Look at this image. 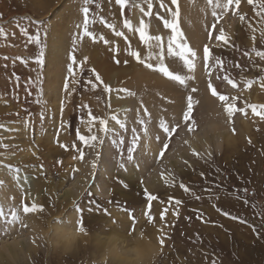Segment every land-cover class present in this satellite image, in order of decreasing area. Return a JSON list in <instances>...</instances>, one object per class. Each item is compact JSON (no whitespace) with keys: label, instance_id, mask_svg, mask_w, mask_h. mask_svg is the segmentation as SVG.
<instances>
[{"label":"rangeland","instance_id":"1","mask_svg":"<svg viewBox=\"0 0 264 264\" xmlns=\"http://www.w3.org/2000/svg\"><path fill=\"white\" fill-rule=\"evenodd\" d=\"M186 1L179 0L180 28L184 40L197 52L192 71L179 57L167 55L171 33L163 28V19H170L167 9L175 8L171 0H151L150 16L144 15L148 0H127L123 8L116 0H92L91 37H79L81 30L75 27L83 20L82 13L78 14L82 0H0V24L8 33L6 39L0 38V124L4 125L0 145H8L0 147V180L4 181L0 205L6 218L11 217L10 209L19 215L13 224L0 220V264H93L105 237L113 232L129 238L138 233L150 236L158 247L152 264H264V118L250 107L256 105L257 112L264 111L259 107L264 105V60L256 55L264 51V13L260 9L264 0H253L252 4L233 0L227 11L216 9L218 14L222 12L218 17L212 16L207 0H191L204 10L201 16L197 12L201 20L197 39L184 27L182 9ZM125 20L132 24L131 29L124 27ZM141 20L148 24V35L161 36L169 70L191 77L186 85L145 67L149 62L155 67L160 49L154 41L145 44L139 39L135 29ZM35 21L41 22L39 46L29 43L16 27H26L34 35ZM220 30L228 43L215 39ZM117 31L127 32L133 42L130 52L136 51L144 63L130 54L123 56L126 45L122 36L115 35ZM205 45L210 50L207 64L203 60ZM41 47L46 62L37 66L34 59ZM69 54L75 58L72 75L67 72V65L72 63ZM13 73L20 79L16 80ZM37 75L41 77L39 88L29 83ZM225 76L233 80L235 88ZM65 77L70 95L64 90ZM209 83L218 96H227L228 103L234 105L236 111L230 121L224 102L211 95ZM105 84L111 92L104 91ZM151 87L154 90L149 93ZM146 95L154 98L145 107ZM188 95L193 98V113L184 121ZM90 114L106 119L112 129L96 149L77 139V131L90 134L86 123ZM112 116L125 127L120 128ZM138 119L144 120V125ZM161 121L169 129L179 127L169 136L160 127ZM218 123L227 131L213 138ZM92 131L103 135L98 121L93 122ZM133 135L139 137V143L134 162L129 164L127 148ZM97 151L101 160L93 175L91 163ZM121 162L127 171L118 167ZM5 165L20 172L14 173ZM14 175L20 176L19 186ZM67 186L71 192L68 189L65 194ZM145 192L156 199L149 202ZM177 200L181 203L176 204ZM74 201L85 208L99 207L100 211L81 213L91 233L90 243L65 256L41 240L40 231L42 221L51 217H57L58 228L73 226ZM32 203L43 211L23 213V204ZM105 208L111 216L104 214ZM128 211L135 217L134 227L129 224ZM145 211L152 217L151 223ZM112 219L119 223L113 225Z\"/></svg>","mask_w":264,"mask_h":264},{"label":"snow or ice","instance_id":"2","mask_svg":"<svg viewBox=\"0 0 264 264\" xmlns=\"http://www.w3.org/2000/svg\"><path fill=\"white\" fill-rule=\"evenodd\" d=\"M126 2H127V0H116V4L120 5L121 8L124 7ZM239 2H240V0H235L236 4H239ZM248 2H249V4H252L253 0H248ZM91 3H92V0H82V4L78 9V14L82 13V15H83L82 23H76L75 24V27L77 29L81 30L79 32V37H91V36H93V33L91 31H89V23H90V21H89V5ZM171 4L174 5L175 8H174V10L172 8L167 9V14L170 16V19H163V28L170 30V33H171L167 39V55L169 57H179V60L183 62V66L186 67L189 71H192L196 67L195 61L197 58V52L194 51L191 47H189L188 43L184 40V34L180 28L181 7H180L179 0H171ZM207 4L213 8L212 16L218 17V15L222 14V12L227 11L229 9V7L233 4V0H226V3H221L220 0H207ZM160 6H161V8H165V5L163 4V2H161ZM147 7H148V11L144 12V15L150 16L152 14V9H153V4H152L151 0H148ZM216 9H221L222 12L220 14H218ZM260 9H261V13H264V4L260 5ZM141 11H143V9H141ZM261 13H257V14L260 15ZM240 20L244 21L245 17L241 15ZM34 23L37 25L36 32L34 35L30 34L28 28H26V27H20L19 24H17L16 27L19 28V31L23 36L27 37L29 43H32V44L39 46L42 43V41L40 39V35H39V33L41 31V27H40L41 22L35 21ZM109 27H112V26L109 25ZM124 27L131 29L132 24L129 21L125 20L124 21ZM213 27H215V24H213ZM135 31L138 32L139 39L141 41H143L145 44H149L150 42L154 41L156 47H158L160 49L159 57H158V63L155 65V67L150 62L145 63V67L148 69H152L156 72L162 73L169 80L175 81L180 85H186V81L188 79H191V77H185V76L180 75V74H174L173 71L169 70V66L165 65L164 44L161 40V36L160 35H154V36L148 35V24L145 23L144 20H141L139 22V26L135 29ZM253 31H255V30L253 29ZM13 35H14V33H13ZM115 35L116 36H122L123 33L117 31L115 33ZM208 35H209V37H212L213 33L210 31L208 33ZM7 36H8V33H7L6 29L4 28V26L2 24H0V38L6 39ZM261 36L264 37V32L261 33ZM76 39H77V37L74 36L73 37V44L74 45H75ZM100 39L104 40V37L101 36ZM215 39L217 41H224L225 43H228L223 30H220V34L218 36H216ZM252 39L255 40V36H253ZM104 42L107 43V41H104ZM129 54L132 57H136L137 60H140V57L136 51H131ZM244 54L248 55V52H245ZM149 55L151 57V54H149ZM256 55L259 56L261 60H264V51H257ZM209 58H210V50H209V47L207 45H205L203 48V60L206 64L209 61ZM4 59L7 60L8 57L5 56ZM16 59L21 60L20 57H16ZM69 60L72 61V63H69L67 65V72L69 75H72L73 74V64L75 63V58L71 54H69ZM21 62L26 63L27 61H21ZM45 62H46L45 52H44V49L41 47L39 53L35 56L34 63L37 66H40V65H44ZM140 62L144 63V61H142V60H140ZM216 63L217 64L220 63L219 58H216ZM13 75L15 76V73H13ZM15 79L19 80L20 77L15 76ZM75 79H76L75 76H72L73 83L75 82ZM96 79L100 80L101 78L99 75H96ZM224 79L227 80V82L229 84H231L233 88L236 87V84L228 76H225ZM29 83L32 87L39 88L41 86V77L39 75H37ZM93 87H95V85H93ZM208 88L211 89V95L213 97L218 96L217 91L215 89H213L211 83L208 84ZM64 90L69 95L71 94V92L68 89L67 77L64 78ZM104 91L105 92H111L112 89L107 84H105L104 85ZM121 91H127V90L121 89ZM191 91L194 93V92H196V89L193 88ZM130 94L134 95V93H130ZM218 99H219V101L224 102L223 108H224V111L227 113L228 119L230 121L232 118L233 112L236 111L234 105L228 103V97L225 95H219ZM233 100H235V97H233ZM85 107H87V106L85 105ZM250 107L252 108L253 113H256L257 115H260L262 118H264V111L257 112L258 106L251 105ZM259 107L261 109H264V105H260ZM239 111L242 112L243 109H240ZM61 112H63V101H61ZM192 113H193V98L191 95H188L186 110L183 111V116H182L183 120L188 121L192 117ZM144 114L148 115L147 109L144 110ZM40 119H41V122L44 121V119H45V112L44 111H42L40 113ZM111 119L114 120L116 122V124H118L120 126V128L125 127L124 123H122L119 119H117L116 116H112ZM94 121H98L99 133H102L103 135H97L95 132L92 131V126H93ZM137 122L141 125H144V123H145V121L142 119H138ZM23 123L26 127L28 126V120L27 119H25L23 121ZM86 123L88 125V130H89L90 134L89 135H81L80 132L77 131V139L80 142H82L84 145L89 146L93 149H96L99 145L104 144L105 136H109L112 129L108 127V121L106 119L99 118L96 116H92L91 114L89 115V118H88ZM63 126L64 125L62 123L61 127H63ZM3 127H4V125L0 124V128H3ZM160 127L164 130L165 133H167L170 136L172 133L176 132V129L179 127V125L177 124L176 126L169 129L168 126L163 121H161ZM192 130L193 129H192L191 125H189V131H192ZM12 131H15V129H12ZM132 131H133V133H135L136 129H133ZM112 143H113V145H116L115 140H113ZM123 143H124L123 138H121L120 145H123ZM138 143H139V137L137 135H133L132 140L130 142V146L127 148V162L129 164L134 162L133 153L136 150ZM251 143H252V141L249 140V144H251ZM0 147L7 148L8 145L4 144V145H0ZM60 147L63 148L65 146L63 144H61ZM73 147H75V145H73ZM164 147L167 148V144H165ZM33 154H35V153H33ZM80 157L81 158L84 157L83 150H80ZM210 157H211V153H209V158ZM100 160H101V153L99 151H97L95 153V159L91 163V167L94 170L93 175H95V170L98 168ZM5 167L9 168V170L13 171L14 173L20 172L19 168L13 169L11 165H5ZM118 167L120 169L125 170V171L128 170L125 167V163H123V162L119 163ZM13 178L17 181V186H19L20 176L14 175ZM120 183L125 188L128 187V184L125 183L123 180H121ZM3 184H4V181L0 180V185H3ZM180 187L184 188L185 192L188 191V189L185 188L183 184H181ZM145 196L147 197V200L149 202L156 199L155 196L148 195L147 192H145ZM109 202H111V201H109ZM180 203L181 202L179 200L176 201V204H180ZM217 210L219 211V209H217ZM10 211H11V217L6 218L4 207H3V205H0V220L6 219L7 224H13L15 222H18L19 221L18 212L14 209H10ZM22 211L25 214H29V213H34L37 211H43V208L38 206L36 203H32L31 206L23 204ZM94 211L99 212L100 211L99 207H97L94 210L92 207L85 208V206L80 205L78 202H76V201L73 202L74 216L72 217V219H73V223H74V225L78 231L85 232V233H87V231H88L85 216L81 215V213L91 214ZM121 211H126V210L121 209ZM103 212L106 216H111V213L109 212V210L107 208L103 209ZM225 215H228V213L225 212ZM144 216L147 217V220L149 223L152 222V217L148 214V212L145 211ZM127 218H128L130 226L134 227L136 224V220H135V217L131 211L127 212ZM111 223L113 225H116L119 223V220L112 219ZM22 226L26 227V225H22ZM5 230H7V229H5ZM253 231H255V229H253ZM160 244H161V246H163V244H164L163 239L160 240Z\"/></svg>","mask_w":264,"mask_h":264},{"label":"clouds","instance_id":"3","mask_svg":"<svg viewBox=\"0 0 264 264\" xmlns=\"http://www.w3.org/2000/svg\"><path fill=\"white\" fill-rule=\"evenodd\" d=\"M226 131L224 125L218 123L213 138ZM56 220L57 217H51L42 221L44 227L40 231V239L59 249L62 255H69L90 243V231H78L74 225L58 228ZM157 254V243L150 236L138 233L129 238L113 232L105 237L101 252L93 264H152Z\"/></svg>","mask_w":264,"mask_h":264},{"label":"bare ground","instance_id":"4","mask_svg":"<svg viewBox=\"0 0 264 264\" xmlns=\"http://www.w3.org/2000/svg\"><path fill=\"white\" fill-rule=\"evenodd\" d=\"M190 2V3H189ZM183 13H185L186 15V19L184 20V27L185 30L188 32V34L193 38L196 37L197 39V30H199V28L201 27V20L197 17L199 12V15H203L204 14V10L202 11L199 5H196L193 3V1L188 0L183 4V9H182ZM202 13V14H201ZM123 40H124V46L126 45L125 51L123 53V56H128L130 50H132L131 48L133 47V42L131 40V37L127 34V32H123ZM154 90V87H151L148 89L149 93H152V91ZM147 96V95H146ZM145 96V97H146ZM154 97L147 96L146 99H144L145 101L143 102L144 106H150L151 101ZM152 108V107H151ZM74 185L75 182H72L71 185ZM70 191V187L67 186L66 190H65V194H67L68 191ZM81 189L77 190V192L81 191ZM71 192V191H70ZM13 244H16V239H14ZM5 246H7V244H5Z\"/></svg>","mask_w":264,"mask_h":264}]
</instances>
